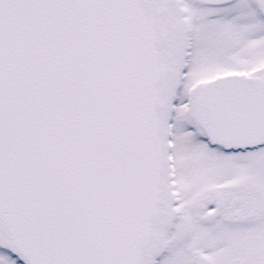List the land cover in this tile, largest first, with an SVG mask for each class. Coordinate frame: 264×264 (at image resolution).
Returning <instances> with one entry per match:
<instances>
[{
	"label": "snow or ice",
	"instance_id": "1",
	"mask_svg": "<svg viewBox=\"0 0 264 264\" xmlns=\"http://www.w3.org/2000/svg\"><path fill=\"white\" fill-rule=\"evenodd\" d=\"M0 264H264V0H0Z\"/></svg>",
	"mask_w": 264,
	"mask_h": 264
}]
</instances>
